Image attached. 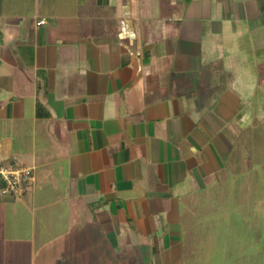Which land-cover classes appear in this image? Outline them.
Returning <instances> with one entry per match:
<instances>
[{
    "label": "crops",
    "instance_id": "obj_1",
    "mask_svg": "<svg viewBox=\"0 0 264 264\" xmlns=\"http://www.w3.org/2000/svg\"><path fill=\"white\" fill-rule=\"evenodd\" d=\"M231 121H264V0H0V168L31 169L0 264H186L252 165Z\"/></svg>",
    "mask_w": 264,
    "mask_h": 264
},
{
    "label": "rangeland",
    "instance_id": "obj_2",
    "mask_svg": "<svg viewBox=\"0 0 264 264\" xmlns=\"http://www.w3.org/2000/svg\"><path fill=\"white\" fill-rule=\"evenodd\" d=\"M221 107L229 114L234 112L232 101ZM223 132L233 142L241 136L253 140L252 165L246 173L238 171L215 187L222 199L214 196L213 208L204 211L202 225L194 227L193 239L202 240L195 243L202 245V251L197 257L187 256L185 263L264 264V121L249 127L231 121ZM124 256L110 260L132 264V256L127 252Z\"/></svg>",
    "mask_w": 264,
    "mask_h": 264
},
{
    "label": "built area",
    "instance_id": "obj_3",
    "mask_svg": "<svg viewBox=\"0 0 264 264\" xmlns=\"http://www.w3.org/2000/svg\"><path fill=\"white\" fill-rule=\"evenodd\" d=\"M44 23V20L39 21ZM0 177L5 183L4 192L20 196L25 190V184L31 179V169L28 167H2Z\"/></svg>",
    "mask_w": 264,
    "mask_h": 264
}]
</instances>
